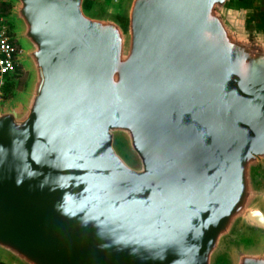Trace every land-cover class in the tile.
Returning <instances> with one entry per match:
<instances>
[{"label": "water", "instance_id": "1", "mask_svg": "<svg viewBox=\"0 0 264 264\" xmlns=\"http://www.w3.org/2000/svg\"><path fill=\"white\" fill-rule=\"evenodd\" d=\"M0 3V264H264V0Z\"/></svg>", "mask_w": 264, "mask_h": 264}, {"label": "built area", "instance_id": "2", "mask_svg": "<svg viewBox=\"0 0 264 264\" xmlns=\"http://www.w3.org/2000/svg\"><path fill=\"white\" fill-rule=\"evenodd\" d=\"M20 50L12 40V28L0 15V100L14 88L18 75L17 55Z\"/></svg>", "mask_w": 264, "mask_h": 264}, {"label": "rangeland", "instance_id": "3", "mask_svg": "<svg viewBox=\"0 0 264 264\" xmlns=\"http://www.w3.org/2000/svg\"><path fill=\"white\" fill-rule=\"evenodd\" d=\"M98 1L101 2V3L107 4V2H109V1H111V0H106V1H105V0H98ZM9 14H10V13H9ZM9 14H8L7 16H5V18H8ZM11 28L13 29L12 26H11ZM19 68H20V67H19ZM22 72L26 75L25 68H20V72L18 71L17 79L19 78V76L22 77V74H21ZM26 79H27V75H26ZM18 81H19V80H16V81H15V84H16V85H17V82H18ZM25 82H26V80H25ZM24 87H25V84H24V86H23L22 89H18L17 87H16V89H15V87H14V88H10L9 91H8V94H7L2 100H0V102H3L4 104H7V103H9V102H15L17 99L20 98L21 93H22V91L24 90ZM117 145H118L120 148H123V150H124V147L122 146V143H121V145H120V142L117 141ZM119 147H118V148H119ZM120 148H119V149H120ZM120 151L123 152L121 149H120Z\"/></svg>", "mask_w": 264, "mask_h": 264}, {"label": "trees", "instance_id": "4", "mask_svg": "<svg viewBox=\"0 0 264 264\" xmlns=\"http://www.w3.org/2000/svg\"><path fill=\"white\" fill-rule=\"evenodd\" d=\"M96 2H98V0H87L86 9L90 10ZM109 2H107V4ZM10 9H11L10 5L5 4V3H0V15H2L4 17L7 16L10 13ZM18 71L20 72V68L19 67H18ZM21 74H22V77L19 76V78L17 79V80H19L17 82V85L14 84L15 89H16V87L18 89H22L24 84H25L26 75L23 72ZM217 264H226V262L224 260H220Z\"/></svg>", "mask_w": 264, "mask_h": 264}, {"label": "flooded vegetation", "instance_id": "5", "mask_svg": "<svg viewBox=\"0 0 264 264\" xmlns=\"http://www.w3.org/2000/svg\"><path fill=\"white\" fill-rule=\"evenodd\" d=\"M99 2V1H98Z\"/></svg>", "mask_w": 264, "mask_h": 264}]
</instances>
